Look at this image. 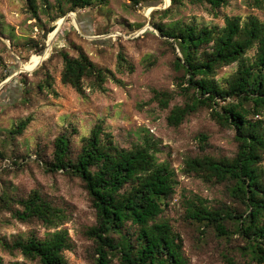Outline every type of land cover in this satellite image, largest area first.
<instances>
[{"label": "rangeland", "instance_id": "rangeland-1", "mask_svg": "<svg viewBox=\"0 0 264 264\" xmlns=\"http://www.w3.org/2000/svg\"><path fill=\"white\" fill-rule=\"evenodd\" d=\"M35 6L33 13L26 0H0V192L16 200L37 191L63 217L55 227L46 228L35 220L18 222L0 211V240L11 242L29 235L42 239L55 231L65 232L71 242L64 252L67 263H93L94 244L84 232L95 225V213L83 184L69 172H47L46 163L52 160L58 135L69 137L74 158L82 139L98 125L115 147L146 146L157 164L173 171V192L161 201L163 211L157 221L167 223L179 236L186 264H256L238 233L237 220H226V235L219 236L213 227L185 217L191 204L235 216L245 212V206L230 196L231 182L206 183L184 172L187 158L233 157L237 142L232 127L211 118V111L224 105L220 100L217 107H199L178 127L167 125L171 108L189 101L193 91L187 97L181 93L178 84L184 72L175 65L181 55L172 39L155 26L182 22L221 28L225 18L232 17L264 22V10L250 8L244 0H228L217 10L187 0L174 5L171 0H105L102 4L93 0L86 7L74 6L71 0H35ZM79 53L105 72L100 86L85 78L77 92L60 82L62 55L75 58ZM254 53L255 47L243 60L252 61ZM237 65L216 71L219 86L225 85ZM154 91L172 94L166 108L152 101ZM24 120L28 121L24 131L11 135V128ZM261 166L264 170V158ZM0 259L39 264L17 251L8 253L1 244ZM111 264H120L118 256Z\"/></svg>", "mask_w": 264, "mask_h": 264}, {"label": "trees", "instance_id": "trees-1", "mask_svg": "<svg viewBox=\"0 0 264 264\" xmlns=\"http://www.w3.org/2000/svg\"><path fill=\"white\" fill-rule=\"evenodd\" d=\"M99 4L105 0H96ZM137 2V0H131ZM178 0H171V5ZM228 0H187L192 5H207L217 10ZM254 9L264 10V0H244ZM93 0H71L74 6H90ZM35 13V0H26ZM169 10L163 11V14ZM159 33L176 44L180 53L175 65L183 70L179 88L192 97L181 106H174L166 117L170 127H178L199 107L218 106L211 118L235 131L237 142L233 157L209 155L187 158L184 172L193 173L206 183H232L230 196L245 206L239 216L222 214L202 204L187 206L185 217L211 226L219 236L226 235L224 222L237 220V230L246 242L251 260L264 264V22L249 17L225 18L221 28L175 22L156 25ZM255 47L253 60H243L248 50ZM237 62L236 70L225 80L223 87L215 81V73L222 67ZM60 82L77 92L85 78L100 86L105 72L97 68L84 53L71 58L62 55ZM186 86L182 87V84ZM172 94L153 92L152 101L166 108ZM236 99L235 102H226ZM246 104H249L246 107ZM28 121H20L11 128V135H19ZM96 125L88 137L82 139L80 150L72 158L69 137L64 133L53 142L52 160L46 163L47 172L65 171L81 180L95 213V225L84 235L94 244L92 264H111L118 256L120 264H186L182 243L165 222L157 218L163 209L161 201L173 192V171L166 164H157L154 154L146 146L120 149L102 136ZM0 159L2 156L0 154ZM17 206V207H14ZM0 211H6L14 220L40 222L46 228L55 227L62 212L37 191L25 198L12 199L0 192ZM1 247L12 254L17 251L24 259L39 264H68L64 252L71 248L65 232L55 231L39 239L34 235L16 238L11 242L0 240ZM0 264H21L14 261Z\"/></svg>", "mask_w": 264, "mask_h": 264}]
</instances>
